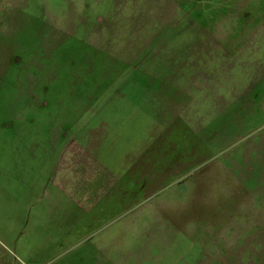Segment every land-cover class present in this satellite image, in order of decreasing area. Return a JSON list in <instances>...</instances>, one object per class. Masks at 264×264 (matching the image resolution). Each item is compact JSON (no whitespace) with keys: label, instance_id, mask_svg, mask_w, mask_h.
I'll use <instances>...</instances> for the list:
<instances>
[{"label":"rangeland","instance_id":"374dc122","mask_svg":"<svg viewBox=\"0 0 264 264\" xmlns=\"http://www.w3.org/2000/svg\"><path fill=\"white\" fill-rule=\"evenodd\" d=\"M0 264H264V0H0Z\"/></svg>","mask_w":264,"mask_h":264},{"label":"crops","instance_id":"0c3cea01","mask_svg":"<svg viewBox=\"0 0 264 264\" xmlns=\"http://www.w3.org/2000/svg\"><path fill=\"white\" fill-rule=\"evenodd\" d=\"M69 148H70V147L68 146L66 150H68V151H72V150H69ZM66 153H67V152H65L64 154H66ZM74 161H75V159H74Z\"/></svg>","mask_w":264,"mask_h":264}]
</instances>
